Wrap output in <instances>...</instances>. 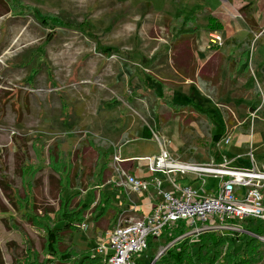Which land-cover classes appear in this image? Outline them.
Segmentation results:
<instances>
[{
	"label": "rangeland",
	"instance_id": "1",
	"mask_svg": "<svg viewBox=\"0 0 264 264\" xmlns=\"http://www.w3.org/2000/svg\"><path fill=\"white\" fill-rule=\"evenodd\" d=\"M8 1L17 5V10H10ZM219 13L220 16L223 13V17H243L252 33L239 40L230 38L226 41L223 36L222 46L211 45L210 33H220L221 29L210 28L209 20L210 17H216L215 14L219 16ZM9 15L27 17L30 19L29 28L35 31H63L68 37L62 39L61 45L51 43L48 46L51 54L61 52L64 45L69 48L78 46L79 52L83 48L95 50V47H115L120 50L161 46L160 53L167 55L168 49H171L174 66L184 75L191 76L193 84L188 86L185 83H174V87H171L161 83L153 86L158 88L160 98L164 96L161 101L164 104L160 111L161 123L154 127L155 134L162 142H171L169 150L180 161L200 165L211 161L219 163L227 155L233 158V165L238 168H251L253 160L259 166H264V36L253 41L254 33L264 28V18L258 20L264 17V0H239L238 5L232 4L230 0H0V17ZM43 17L49 19L46 24L41 22ZM74 29L79 33H70ZM200 35L206 36L205 46L208 50L224 47L226 44L246 47L249 50V69L241 67L238 77H231L229 68L226 71L222 69L216 56L211 57L202 67L196 64V54L203 50L204 41L199 39ZM77 57L75 55L74 59ZM113 59L118 60L117 57ZM58 63L56 62L61 68V62ZM0 65L4 63L0 62ZM114 67L112 65L108 69L111 76L107 77L113 76ZM68 69L70 68L65 63L62 73L66 74ZM138 70L143 75L149 74L144 67ZM104 71L107 73V68ZM103 75L102 73L98 79L102 80ZM7 80H1V87L8 86ZM155 80L157 81L156 78ZM155 80L150 82L155 84ZM17 92L26 91L18 89ZM136 94H145V91L136 90ZM2 97L4 96H0V264H52L54 256L48 254L47 249L48 230L59 227L64 223L63 218L71 217V210L79 201L90 204V208L84 213L85 221L74 232H65L58 248L60 251L66 248L69 251H88L91 257L97 256L99 239L112 227L119 211L111 210L106 216L97 218L98 213L94 209L99 201L100 190L107 184V196L121 206L125 199V193L120 187L108 181L95 180L98 164L93 145L100 142L89 141L86 137L88 131L82 128H69L68 131L52 124L49 129H44L38 123V118L18 116L16 111H20L22 106L19 99H9L13 104L9 113L1 101ZM166 99L183 106H175ZM4 101L7 103L8 100ZM223 133V138L216 142L214 137ZM228 138L230 142L226 143ZM40 144L44 145L43 150ZM134 146L137 155L145 156L159 151L161 143L154 135L152 141H141ZM51 149L53 152L59 151L60 157L68 164L70 176L67 179V172L62 171L61 177L50 163ZM113 151L114 149L111 153ZM25 158L33 166L38 165L34 163H43L45 160L40 172L33 178L35 193L31 198L24 187V182L30 179L23 175ZM110 171L114 173V167H110ZM217 182L218 179L206 178L205 183L198 180L193 184L204 193L214 189ZM103 193L105 194L104 190ZM17 199L28 202V206L33 202L36 204L32 215L20 206L21 202ZM67 202L70 203L68 207ZM83 224H86V229L82 227ZM149 242V248L138 257L139 261L149 264L159 256L157 264H173V261L161 259V251L169 245L166 237L159 240L150 238ZM243 243L244 241L235 244V252H242ZM76 256L75 254L71 264H78L79 256ZM258 264H264V259Z\"/></svg>",
	"mask_w": 264,
	"mask_h": 264
},
{
	"label": "crops",
	"instance_id": "2",
	"mask_svg": "<svg viewBox=\"0 0 264 264\" xmlns=\"http://www.w3.org/2000/svg\"><path fill=\"white\" fill-rule=\"evenodd\" d=\"M230 2L234 5L239 4V0H230ZM215 16L210 18H214L219 24L220 33L226 41L230 38L239 40L252 33L243 17H223V13L221 16L220 13L219 16L216 14ZM34 18L38 19V17ZM263 18H258V20ZM26 19L27 17H10V15L0 17V62L4 63V65H0V84L2 79H8L7 87L0 85V96H4L1 101L7 107V112L10 113L13 106L9 99L12 98L11 101L19 99L22 102L21 110L16 111L13 107L18 116L36 117L44 129H49L52 124H55L67 130L69 128L87 130L86 137L89 141L100 142L98 145H93V149L97 153L98 164L95 180L106 183L108 181V183L120 187L119 189L125 193V205L121 206L113 200L116 207L114 211L119 210L115 221L122 210L127 211L128 217L147 213L152 205V197L155 198V189L151 186L149 193L137 194L129 187L122 185L115 167L114 155L119 152L125 159L120 163V167L128 173L137 177L150 175L145 163L133 158L142 157L135 153V147L138 146H134L135 143L140 144L141 141L154 139V136L152 138L145 137L144 127L147 126L149 132L155 135L154 127H158L161 123L160 111L161 106L164 105L161 101L164 96L162 95L160 98L157 94L158 88L153 86L161 83L171 87H174L173 85L176 83H185L190 86L193 84L191 76L184 75L174 66L171 49H168L169 54L162 55L163 53H160L161 46L147 49L120 48V50L115 47H95V50L83 48L79 52L78 46L74 45L69 48L68 45H64L61 52L51 54L48 46L53 42L61 45L62 39L68 36L64 35L63 31L59 33L57 30L50 32L32 30L29 28L30 19L27 21ZM70 33L78 34L79 32L74 29ZM254 36L253 41L264 36V28L254 33ZM199 39L204 41L203 50H199L195 58L196 64H200L201 67L209 62L211 57L216 56L217 63L222 69L226 71L229 68L228 72L231 77H238L241 67L244 69L249 63V50L246 47L226 44L224 47L208 50L205 46L206 36L200 35ZM79 54L82 55L79 56ZM75 55H78L76 59H74ZM114 57H117L118 60L113 59ZM193 58L194 56L192 60ZM56 62L57 64L61 62L62 67L60 68ZM188 62L191 63L189 60ZM65 63L70 68L66 74L62 73ZM112 65L115 66L112 72L113 76L107 77L110 75L108 69ZM142 67L151 75L150 78L149 74L148 76L143 75L138 70ZM106 68L107 73L104 71ZM102 73L104 74L102 80L98 79ZM153 79L155 84L150 82ZM18 89L26 92L18 93ZM136 90H144L145 94H136ZM4 99L8 100L7 103ZM166 101L173 102L169 99ZM146 118L150 120L151 124ZM33 147L35 148V145ZM40 147L43 150L44 145L40 144ZM112 149L114 151L111 153ZM158 153L159 151L151 155ZM107 159L110 161L108 162ZM25 162H30V160L25 158ZM42 162L34 164L42 166L45 160ZM110 167H114V173H111ZM68 174L70 175L69 171L66 176ZM99 186L102 187V185ZM106 188L107 184L100 190V193L104 190L107 195ZM245 228L259 230L260 222L246 223ZM209 234L232 240L234 252L236 243L244 241L245 245L251 237L248 234L238 237L218 233ZM167 239L169 240V238ZM182 242L184 241L178 243ZM199 243L200 240L194 243V246L197 248Z\"/></svg>",
	"mask_w": 264,
	"mask_h": 264
},
{
	"label": "built area",
	"instance_id": "3",
	"mask_svg": "<svg viewBox=\"0 0 264 264\" xmlns=\"http://www.w3.org/2000/svg\"><path fill=\"white\" fill-rule=\"evenodd\" d=\"M209 43L222 46L223 35L211 32ZM155 136L161 143L159 153L133 158L145 163L148 177L128 173L120 167L125 159L119 152L114 155L120 183L137 194L149 193L153 186L155 198L152 197L150 210L141 216L128 217L127 211L122 210L114 225L99 239L96 257H101L104 264H145L138 257L149 248L150 238L177 236L173 241L167 239L169 245L160 254L164 255L179 241L194 244L204 234L218 233L231 237L250 235L261 243L264 259V166L253 160L251 168H238L227 155L219 163L180 161L169 150L171 142H162ZM229 142L228 138L226 143ZM206 178L218 182L214 189L202 193L193 182L205 183ZM252 221L260 222L259 230L245 228ZM82 227L87 228L86 224Z\"/></svg>",
	"mask_w": 264,
	"mask_h": 264
},
{
	"label": "trees",
	"instance_id": "4",
	"mask_svg": "<svg viewBox=\"0 0 264 264\" xmlns=\"http://www.w3.org/2000/svg\"><path fill=\"white\" fill-rule=\"evenodd\" d=\"M8 2V4H10L9 9L12 8L14 11L17 10V5L12 4L11 1ZM191 19H194V17H191ZM38 20H40V18H38ZM57 20L58 22H61L59 18ZM190 20L188 22H190ZM48 21L49 19L47 17L41 18V22L45 24ZM209 24L210 28L214 30L215 27H219V24L214 18H210ZM244 69H249L248 63L246 64ZM171 104L178 107L183 106L175 102H171ZM144 135L147 138H152L154 136L153 133L149 132V128L147 126L144 127ZM224 135L225 133L214 137V140L218 142L220 139L223 138ZM50 151V163L54 166V170L60 173L62 177L63 172L69 171L68 166L65 161L60 157L58 151L53 152L52 149ZM79 158L81 159V156H79ZM33 167H35V169H33ZM22 169L23 175L25 177H30V179L24 182V187L29 195L28 197L31 198L35 193L33 192L34 189L32 185L33 178L37 175L38 172H40L41 166H33V164H31L30 162H25ZM69 176L70 175L68 174L66 176V179ZM17 201L21 202L20 206L24 210H26L29 215H32L33 208L36 206L34 202L32 205L28 206V202L25 203L19 199H17ZM66 206H70V203L67 202ZM89 208L90 204L79 201L78 204L71 210V217L63 218L64 223H62L59 227L51 228L48 230L49 243L47 245V249L48 254L54 256L52 264H71V262L75 258V254L79 256L77 260L78 264H104V261L101 257H91L88 251L82 252L75 251L74 249H72L73 251H69L68 248L60 251L58 248V243H62L63 241V234L67 231L74 232L76 229L79 228V224H82L85 221L84 213L86 212L85 210ZM111 210H116V207L113 204V200L109 196L101 192L99 201L94 209V212L98 213L97 218L106 216ZM75 220L78 222H75ZM176 238L177 236H172L169 240L173 241ZM225 247L226 251L224 252ZM233 249L234 243L232 240H228L227 237L216 236L215 234L207 233L200 237V243L197 248L196 246H194V244H191L188 241H184L182 243L177 242L173 247L169 248L166 251V253L161 257V259L167 260L169 262L173 261V264H258L263 260L261 252V243L255 238L250 237L246 241L241 253L240 251H237L235 253ZM238 256L240 258H238ZM157 263L158 261L154 264Z\"/></svg>",
	"mask_w": 264,
	"mask_h": 264
},
{
	"label": "water",
	"instance_id": "5",
	"mask_svg": "<svg viewBox=\"0 0 264 264\" xmlns=\"http://www.w3.org/2000/svg\"><path fill=\"white\" fill-rule=\"evenodd\" d=\"M156 262V259L153 261V264Z\"/></svg>",
	"mask_w": 264,
	"mask_h": 264
}]
</instances>
